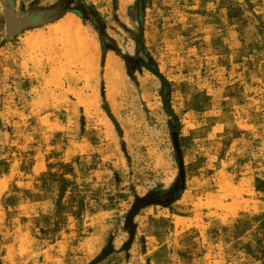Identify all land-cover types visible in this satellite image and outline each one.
I'll use <instances>...</instances> for the list:
<instances>
[{
    "label": "rangeland",
    "instance_id": "1",
    "mask_svg": "<svg viewBox=\"0 0 264 264\" xmlns=\"http://www.w3.org/2000/svg\"><path fill=\"white\" fill-rule=\"evenodd\" d=\"M0 264H264V0H0Z\"/></svg>",
    "mask_w": 264,
    "mask_h": 264
},
{
    "label": "bare ground",
    "instance_id": "2",
    "mask_svg": "<svg viewBox=\"0 0 264 264\" xmlns=\"http://www.w3.org/2000/svg\"><path fill=\"white\" fill-rule=\"evenodd\" d=\"M77 17L73 14L61 19L59 25L63 28H68L71 26L72 19L75 20ZM78 19V18H77ZM85 53L88 54V50L85 49ZM118 62L112 54H108L104 61V77L106 81V96L108 98L114 97L117 92H119L123 81L117 71Z\"/></svg>",
    "mask_w": 264,
    "mask_h": 264
},
{
    "label": "water",
    "instance_id": "3",
    "mask_svg": "<svg viewBox=\"0 0 264 264\" xmlns=\"http://www.w3.org/2000/svg\"><path fill=\"white\" fill-rule=\"evenodd\" d=\"M175 145L176 147H178V144L175 140ZM179 169H180V176L183 180V168H182V162H181V158L179 157ZM149 202H154V200L151 198V196L147 195L145 197H138L135 199V202L132 206V208L130 209L127 217H126V221H125V227L132 229V219L135 216V214L137 213V211L143 207L144 205H146ZM110 251V247H108L107 249H105L104 251H102V253L99 255V257H97L93 262H96L97 260H100L102 257H104L105 255H107Z\"/></svg>",
    "mask_w": 264,
    "mask_h": 264
},
{
    "label": "trees",
    "instance_id": "4",
    "mask_svg": "<svg viewBox=\"0 0 264 264\" xmlns=\"http://www.w3.org/2000/svg\"><path fill=\"white\" fill-rule=\"evenodd\" d=\"M160 78H161L162 84H163V88L160 92V95H161V98H162L164 105H168L169 104V85L163 77H160ZM169 112L171 113V115L173 117H175V115L172 113V111H169Z\"/></svg>",
    "mask_w": 264,
    "mask_h": 264
}]
</instances>
